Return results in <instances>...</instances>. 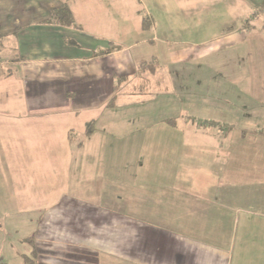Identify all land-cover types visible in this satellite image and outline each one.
Returning <instances> with one entry per match:
<instances>
[{
    "label": "crops",
    "instance_id": "crops-1",
    "mask_svg": "<svg viewBox=\"0 0 264 264\" xmlns=\"http://www.w3.org/2000/svg\"><path fill=\"white\" fill-rule=\"evenodd\" d=\"M126 2L78 0L74 8L25 0L19 14L13 0H0V41L14 42L5 69L0 60V190L21 189L3 181L32 179L42 163L65 161L74 144L94 147L104 138L107 148L139 154L121 159L137 207L127 199L129 212L120 214L64 196L68 203L62 197L28 218L21 261L32 250L38 261L39 238L75 248L78 264L89 255L99 262L98 250L124 264H264V33L243 24L259 17L264 0H137L145 20L137 9L134 28L131 13L107 12ZM64 3L74 24L47 22ZM180 3L192 5L187 14L164 12ZM199 4L213 5L215 15L197 17ZM116 32L125 42L115 43ZM152 58V70L138 69ZM81 113L90 118L77 129L69 116ZM77 131L83 140L72 136ZM102 160L115 174L116 158ZM7 201L0 212L12 209ZM69 216L67 229L61 222ZM12 244L0 234V264H14Z\"/></svg>",
    "mask_w": 264,
    "mask_h": 264
},
{
    "label": "rangeland",
    "instance_id": "rangeland-1",
    "mask_svg": "<svg viewBox=\"0 0 264 264\" xmlns=\"http://www.w3.org/2000/svg\"><path fill=\"white\" fill-rule=\"evenodd\" d=\"M58 1V0H57ZM65 2H68L70 5H72L74 8L78 6V0H65ZM137 0H131L129 3L125 4H115V5H109L108 7L104 4H98V10L103 11L105 6L107 7V12L112 16V12L114 13H120L124 11L129 12L132 15V28H134V24H136V21L133 20V15L135 14V11L137 9L140 10V18L145 15L142 5L136 3ZM61 4V3H60ZM25 0H13V6H12V12H18L23 13L26 11ZM62 6V5H59ZM58 6V7H59ZM166 10L164 12L169 14H187L188 10L187 7H192V5H184V4H165ZM112 7L113 9H111ZM213 5H208V9L205 11L203 8H201V4L198 5L196 14L200 18H203V15L206 13L208 16L212 17L215 15V9H212ZM251 7V6H250ZM259 9V17H251V18H245L243 19V24L247 22H253L255 25H258V28L261 29V31L264 33V27L262 24L264 23V11H261V6H258ZM247 17V16H246ZM125 19V18H124ZM217 21V20H216ZM215 21H211V25L215 24ZM213 26V25H212ZM115 27L114 29H116ZM113 29V30H114ZM112 30V31H113ZM124 31H127V28H124ZM118 32V31H117ZM117 32L114 35V41L117 44L118 42H125V39L128 38L127 36H124L123 34L121 36L117 35ZM125 33V32H124ZM74 36V35H72ZM69 41L68 43L71 44H77L78 42L72 37H68ZM13 38H5V40L0 41V60L3 62L1 68H6L9 60L8 55H12L11 51H8L13 45ZM70 106H75V100L70 102ZM88 118L85 115V113H81L80 116H69V120L72 123V125L77 126V129H80L78 127V124H83L84 121H87ZM83 120V121H82ZM90 126L88 123L84 128H88ZM83 128V127H82ZM72 136H76V139H84L85 134L80 132H74ZM101 137V136H100ZM96 139V138H93ZM104 138H99V143L97 145H94L92 147L91 145L83 146L81 148H76L75 144L72 148L68 146L67 148V155L65 161H61V163L55 162L58 161L55 155V152L57 149H54V147H51L49 149L51 157H54L55 161L50 160L48 163H42L41 167L43 170L41 171H35L33 173L32 179H25L24 176L16 177L15 180L13 177L9 179H5L4 186L10 187V186H22L21 189H14L9 188L8 190L4 189L2 191H6L7 195H0V202L2 201H11L10 204H12V209L7 212H0V234L2 236H6L7 238L12 239V249H8L10 253L13 254V260L10 261L14 264H23L21 261V253H26L29 250V244L27 240H25V236L29 233V230L27 228L28 218H31V215L36 216L40 213V211L44 210L48 206L57 203L59 199H63L64 203H68L70 200L69 197L73 199H80L82 201H85L86 203L93 204L94 206H98L100 208L114 210L117 213L123 214L125 212H129L130 208L127 206V199L133 200L132 198H136L137 203L135 204L137 207L139 205V197H129L127 185L125 181L123 180L122 173L124 172V169L127 168L125 163L121 159L124 157H134L139 156L136 149H132L131 152H127L122 147H112L107 148L106 144L103 146L104 142L102 141ZM51 143L53 144V138L51 139ZM58 154L60 156L63 155V150H58ZM131 154V155H130ZM44 155V154H43ZM75 156H77V159L75 161ZM109 157H115L116 158V173H111L110 169L111 166L108 167L106 163L102 159H107ZM89 163H86L88 159H91ZM80 159V160H78ZM119 159V160H118ZM118 160V161H117ZM79 164H75L74 162H78ZM83 161V163H81ZM81 163V164H80ZM82 168L81 170H77L75 172L74 168ZM136 165L133 164V168H135ZM25 171V167H24ZM81 171V172H80ZM82 183L84 186L79 187V184ZM4 187V188H5ZM0 190V191H1ZM5 192V193H6ZM64 196H69L68 198H65ZM141 198V197H140ZM7 201V203H8ZM131 204V203H129ZM126 210V211H125ZM85 214V213H83ZM126 214V213H125ZM85 217V216H84ZM70 216L67 220L61 222L62 226L69 229L71 227V220H69ZM11 223H9V222ZM67 224L69 226H67ZM8 225H10L8 227ZM13 227V228H12ZM65 229V230H67ZM73 230V229H72ZM215 230H221L220 228ZM222 231V230H221ZM72 235V234H71ZM4 245V244H3ZM7 246V245H6ZM5 245L2 247L3 249H6ZM36 247L39 253L37 264H78L73 258L74 254L80 253L78 250H76L73 247L68 246L66 243H50L45 242V244L42 245L41 240L38 238L36 240ZM235 246L234 249V256L236 253ZM2 250V249H1ZM96 254L98 255L99 262L97 260H90L91 257L95 255H89L88 261H81L79 264H124L126 261L118 258L117 256L112 258L110 256H107L108 254L105 251L98 250ZM93 253V251H91ZM95 253V252H94ZM2 254H5L4 251H2ZM8 256V255H7ZM5 260H8L7 257ZM9 261V260H8Z\"/></svg>",
    "mask_w": 264,
    "mask_h": 264
},
{
    "label": "trees",
    "instance_id": "trees-1",
    "mask_svg": "<svg viewBox=\"0 0 264 264\" xmlns=\"http://www.w3.org/2000/svg\"><path fill=\"white\" fill-rule=\"evenodd\" d=\"M144 20H145V18L143 17L142 23L144 22ZM46 21L50 22V23L70 25V24H74V17H73L72 11L69 8V6L66 3H64L62 6L53 8L51 10L48 18L46 19ZM113 48H115L114 45L110 48L100 50V51L96 52V54L106 53V52L112 50ZM156 63H157V61L155 58H152L148 61L144 60L138 64V69L142 70V71L148 70V69L152 70L155 67ZM165 121L170 123L173 120L165 119ZM88 124L91 125V123H88ZM87 130L90 131V126H88ZM32 238H33V235L31 237H28V241L31 242ZM23 259H24V261H23L24 264H37V255H36V252L34 250L31 251L30 255L24 254Z\"/></svg>",
    "mask_w": 264,
    "mask_h": 264
}]
</instances>
